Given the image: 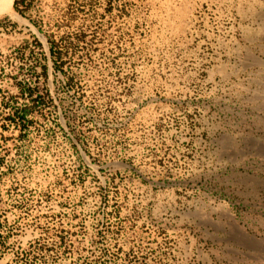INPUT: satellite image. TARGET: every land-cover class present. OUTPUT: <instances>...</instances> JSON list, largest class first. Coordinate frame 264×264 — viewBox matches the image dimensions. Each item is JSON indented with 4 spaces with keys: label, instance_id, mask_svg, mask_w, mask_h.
<instances>
[{
    "label": "rangeland",
    "instance_id": "1",
    "mask_svg": "<svg viewBox=\"0 0 264 264\" xmlns=\"http://www.w3.org/2000/svg\"><path fill=\"white\" fill-rule=\"evenodd\" d=\"M14 1L0 264H264V0Z\"/></svg>",
    "mask_w": 264,
    "mask_h": 264
},
{
    "label": "bare ground",
    "instance_id": "2",
    "mask_svg": "<svg viewBox=\"0 0 264 264\" xmlns=\"http://www.w3.org/2000/svg\"><path fill=\"white\" fill-rule=\"evenodd\" d=\"M12 1L13 0H0V14H3V13H8L9 14V13H11L12 15L16 16V14L11 12V11H13L12 8H11Z\"/></svg>",
    "mask_w": 264,
    "mask_h": 264
},
{
    "label": "trees",
    "instance_id": "3",
    "mask_svg": "<svg viewBox=\"0 0 264 264\" xmlns=\"http://www.w3.org/2000/svg\"><path fill=\"white\" fill-rule=\"evenodd\" d=\"M18 2H20V1L15 0L14 3H13V7H14V9H15L17 12H19L20 14H22V12L19 11V9H18V6H17Z\"/></svg>",
    "mask_w": 264,
    "mask_h": 264
}]
</instances>
